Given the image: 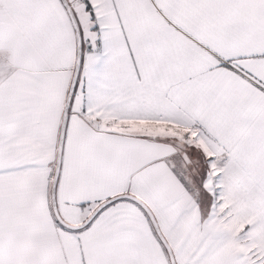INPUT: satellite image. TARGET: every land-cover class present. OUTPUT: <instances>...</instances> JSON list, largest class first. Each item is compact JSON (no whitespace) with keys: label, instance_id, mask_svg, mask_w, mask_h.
<instances>
[{"label":"crops","instance_id":"crops-1","mask_svg":"<svg viewBox=\"0 0 264 264\" xmlns=\"http://www.w3.org/2000/svg\"><path fill=\"white\" fill-rule=\"evenodd\" d=\"M69 1L63 218L131 193L177 264H264V0ZM76 53L61 0H0V264H171L132 200L55 218Z\"/></svg>","mask_w":264,"mask_h":264},{"label":"water","instance_id":"water-1","mask_svg":"<svg viewBox=\"0 0 264 264\" xmlns=\"http://www.w3.org/2000/svg\"><path fill=\"white\" fill-rule=\"evenodd\" d=\"M63 5L65 6L68 15L70 17V20L72 22V25L75 30V36H76V62H75V68H74V74L72 77V81L70 84V88L68 91V95L66 98L65 102V107H64V112H63V117H62V123H61V129H60V137H59V142H58V152H57V159H56V165H55V170H54V176H53V181H52V188H51V201H52V209L53 213L55 215V218L61 224L63 227L70 229V230H81L85 227H87L93 220L94 218L107 206H109L111 203L120 200V199H129L137 204H139L147 213L149 216L152 225L160 238L161 242L165 246L167 253L169 255V259L171 264H177V260L175 257V254L173 252V249L163 234L161 227L159 225V222L151 209V207L140 197L131 194V193H123V194H118L115 196H112L110 198H107L100 202L94 209L93 211L87 216L85 220H83L80 223H71L68 222L63 218L61 215L58 204H57V196H56V191H57V183L61 171V163H62V156H63V148H64V141H65V133H66V128H67V123H68V118H69V108L71 104V100L76 88V84L79 78L80 70H81V63H82V56H83V36H82V30L81 26L79 23V20L77 18V15L70 3L69 0H61Z\"/></svg>","mask_w":264,"mask_h":264},{"label":"rangeland","instance_id":"rangeland-1","mask_svg":"<svg viewBox=\"0 0 264 264\" xmlns=\"http://www.w3.org/2000/svg\"><path fill=\"white\" fill-rule=\"evenodd\" d=\"M73 1L81 2V1H83V0H73Z\"/></svg>","mask_w":264,"mask_h":264}]
</instances>
